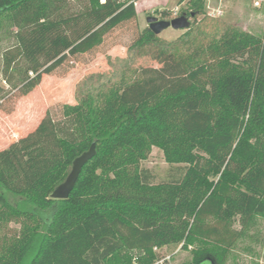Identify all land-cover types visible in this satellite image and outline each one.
<instances>
[{
	"label": "trees",
	"instance_id": "1",
	"mask_svg": "<svg viewBox=\"0 0 264 264\" xmlns=\"http://www.w3.org/2000/svg\"><path fill=\"white\" fill-rule=\"evenodd\" d=\"M72 1L0 0L14 39L1 55L4 82L27 93L137 15L136 0ZM188 4L204 13V0ZM145 45L168 46L147 27L121 64ZM116 72L87 75L74 104L0 149V264H159L153 249L179 243L194 245L181 264H226L242 229L264 216V32L226 24L185 85L150 99L106 93ZM191 110L204 127L187 124ZM92 144L68 198H52ZM153 146L169 165L163 182L142 166ZM12 221L19 230L4 231Z\"/></svg>",
	"mask_w": 264,
	"mask_h": 264
},
{
	"label": "rangeland",
	"instance_id": "2",
	"mask_svg": "<svg viewBox=\"0 0 264 264\" xmlns=\"http://www.w3.org/2000/svg\"><path fill=\"white\" fill-rule=\"evenodd\" d=\"M66 4L75 7L72 0ZM136 18L121 24L109 32L101 45L75 60H67L52 74L43 75L42 81L27 93L20 86L12 87L2 77V52L13 45L14 39L6 23L0 25V149L27 135L50 113L58 117L61 106L76 102L78 83L91 73H110L116 68L113 84L106 93L119 91L129 101L150 99L153 94L168 87L175 89L186 84L185 73L205 60L207 45L216 38L226 24H231L261 37L264 32V0H204V13L189 14L188 0H136ZM163 12H167L165 15ZM185 14L187 28H165L157 37L167 43L162 50L153 45L139 49L135 58L123 66L119 58L128 56L127 47L132 40L148 27L147 18L171 20ZM109 60L113 66L109 65ZM31 75V73H29ZM103 100V98H102ZM207 119L196 111H190L187 124L201 128ZM142 166L150 169L156 182H163L169 174V165L160 148L153 146ZM20 222H10L6 232L18 231ZM233 228L241 230L234 222ZM194 245L185 249L182 243L154 248L156 263L181 264L190 260ZM120 258V256H118ZM116 259L115 264L120 259ZM226 264H264V216H256L227 253Z\"/></svg>",
	"mask_w": 264,
	"mask_h": 264
},
{
	"label": "water",
	"instance_id": "3",
	"mask_svg": "<svg viewBox=\"0 0 264 264\" xmlns=\"http://www.w3.org/2000/svg\"><path fill=\"white\" fill-rule=\"evenodd\" d=\"M149 29L156 35L162 32L165 28L172 27L174 29L187 28L189 22L185 14L175 17L171 20H157L153 16L147 18ZM95 155V145L92 144L88 150L84 151L81 155L77 156L71 165V169L66 176L65 180L61 182L53 192L51 197L55 199H65L68 198L70 192L72 191L79 173L84 166V164L90 160Z\"/></svg>",
	"mask_w": 264,
	"mask_h": 264
}]
</instances>
